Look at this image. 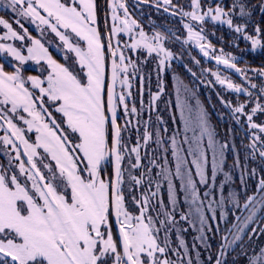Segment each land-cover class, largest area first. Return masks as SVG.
I'll use <instances>...</instances> for the list:
<instances>
[{"label": "snow or ice", "instance_id": "obj_1", "mask_svg": "<svg viewBox=\"0 0 264 264\" xmlns=\"http://www.w3.org/2000/svg\"><path fill=\"white\" fill-rule=\"evenodd\" d=\"M160 3L161 0H157L155 6L159 7ZM0 4L16 17L13 22L0 17L3 33L0 55L6 54L16 62L10 72L0 63V131L3 132L0 150L9 156L7 167L0 164V264H193L188 245L180 235L189 228L200 233L195 240L201 244L207 240V233L215 229L222 244L214 264H222L228 255L227 248L234 242L228 239L231 228L240 223L237 210L250 211L244 221L246 226L264 206V176L258 180L256 193L243 202L234 190L225 194V185L231 180V175L224 171L230 144L216 140L215 130L209 128L208 113L199 101L195 119L199 135L191 140L184 138L190 145L187 154L192 157L191 161L180 155L178 133L166 140L159 127L150 130L149 121L144 122L143 131L132 125L129 117L138 113L137 107H129L127 102L132 93L125 94L123 90L117 93L116 85L131 88L129 68L136 72L137 67L123 49L117 51L119 41L114 47L112 36L127 33L132 42L125 48L129 51L146 49L148 55L154 54L158 75L178 58L166 47L167 39L180 41L182 48L192 44L203 57L239 74L249 87L233 83L219 70H204L226 90L246 95V102L238 101L234 106L231 100H225L219 92L216 94L220 103L231 109L236 124L246 125L245 136L249 143L245 147L252 149V157L258 153L264 160V119H260L264 116V79L258 85L247 75L251 71L264 78V67H238L237 57L225 53L223 48L217 50L208 40L207 31L209 22L226 25L237 39L250 42L252 51L264 49V19L251 23L254 7L264 13V0L256 6L250 5L248 0H231L227 4L224 0H188L187 7L173 0H162V4L168 6L164 11L182 17L181 25L186 32L183 40L175 33L168 36L159 31L151 38L140 31L137 39L133 31L134 27H139L136 20L130 18L127 6L116 0H113V27L107 38L102 37L97 27L95 0H0ZM119 10L123 18L116 14ZM23 20L35 25L41 36L45 32L54 33L66 53H74L73 63L66 66L53 59L45 43L29 33ZM9 40L18 41L19 45L7 43ZM191 58L200 65L199 59ZM64 59L67 61L69 56L65 54ZM109 59L110 75L107 72ZM28 61L37 64L43 61L47 68L42 69L40 76H25L23 66ZM185 68L192 76L197 75L187 64ZM207 84L212 85L213 81ZM163 90L161 87L160 91ZM183 92L188 93L189 88L183 87ZM179 97L178 90V100ZM152 99H159V94ZM120 106L122 115L118 114ZM177 106L181 108L187 131L193 124L188 97ZM50 109L61 115L59 122ZM185 110L188 117L184 116ZM157 119L163 123L159 117ZM139 123L137 120L136 124ZM133 130L134 143L131 135L126 136ZM167 132L165 127L163 133ZM30 133H34V139ZM228 134L233 136L234 130L229 128ZM205 135L208 147L213 150L210 176L205 171L208 160L201 147ZM168 140L171 141L170 155L175 159L174 173L169 167L171 160L164 155L169 152ZM151 143L156 149H151ZM231 148L235 150L234 142ZM234 167H241L238 155ZM155 168L160 171L154 172ZM256 172L255 168L250 172L246 168L242 170V189L243 177L255 176ZM125 173L135 211L128 207ZM219 173H223L224 179L217 183ZM173 177L179 181L178 185ZM161 180L167 181V202L158 199L153 204L152 198L158 196ZM145 183L149 187L153 183L156 186L151 197L143 192L142 198L132 194ZM181 194L187 211L181 210ZM253 204L255 206L250 207ZM168 205H171L170 211ZM229 207L233 208L234 223L221 233ZM151 212L157 215L154 217ZM181 221L188 227H177ZM173 228L179 247L172 244ZM242 230L235 233V240L240 239ZM196 247L193 243L192 249ZM180 249H183L182 254ZM243 255L248 257L247 252ZM247 264H264V247L253 250Z\"/></svg>", "mask_w": 264, "mask_h": 264}, {"label": "trees", "instance_id": "obj_2", "mask_svg": "<svg viewBox=\"0 0 264 264\" xmlns=\"http://www.w3.org/2000/svg\"><path fill=\"white\" fill-rule=\"evenodd\" d=\"M151 1V0H150ZM157 2V0H153ZM188 0H173L174 3L180 5H186ZM231 0H224V3H230ZM250 5L256 6L260 3V0H248ZM149 3V2H147ZM97 7L99 12V29L102 37H105L106 29L110 31V20L107 14L103 15L104 12V0H97ZM1 11V10H0ZM108 11L107 2H106V12ZM264 19V13H261L258 8L254 7L253 10V21L251 23L259 22ZM211 31H209L208 40L215 46L217 50L223 48L225 53H231L232 55L237 57V65L241 68H261L264 67V49H257L255 51L251 50L250 42L244 41L243 39H237L236 35L228 29L226 25H219L210 23ZM251 31V27L249 29ZM212 32H215V35H211ZM106 38V37H105ZM222 38V39H221ZM238 45V46H237ZM107 51V50H106ZM192 53L194 56L201 61L200 65L194 64L196 76L191 77L188 73L185 65L187 64L190 68V64L193 63L192 59H190L189 63H186L184 58L188 55L187 52H183L179 55L180 63L175 62V67L179 71L182 79L186 82V84L191 87L192 90L195 91L197 95V100L199 101L200 106L208 113L209 119V127L210 129H214L216 132V140L220 143L229 142L230 148L225 154V164L224 171L228 172L231 175V180L225 185V194L228 190H234L236 193H239V199L243 202L247 197H251L256 193V186L258 180L261 176H264V160L259 158L258 153L256 157H252L250 154L252 149L246 148L245 145L249 143L245 136V128L246 125H238L232 119L231 109L225 108L219 101L217 97V92L220 93L221 96L224 97L225 100H231L233 105L239 102H246V95L241 93H236L231 90H226V88L221 87L219 84L215 83V78L210 75V72L204 71L206 69H215L218 68L222 76H224L225 72L228 73V77L232 80L233 83H237L242 85V87H249L248 82H246L239 74L235 73L233 70L225 69L224 67L218 66L210 61H207L204 57L199 55L192 48ZM107 55V53H106ZM6 69H12L10 65L5 62L4 63ZM107 72H108V61H107ZM203 72V74H201ZM247 75L251 78V81L257 83L258 85L261 83L262 79L257 76L255 73L249 71ZM212 80L213 84L208 85L207 81ZM203 81V82H202ZM251 90V89H250ZM255 94L258 95L256 90H252ZM128 104L131 102L130 96L128 97ZM118 114L122 115V106H120L118 110ZM142 114V113H141ZM130 119V117H129ZM260 119H264V116H261ZM123 124V119L120 121ZM162 134L171 136L173 133V128L168 127V132L163 133L162 125H159ZM231 128L234 130V135L229 136L228 129ZM175 132V131H174ZM235 143L236 148L232 150L231 143ZM243 142V143H242ZM218 147V145H217ZM170 150V149H169ZM164 155L168 156L171 160V164L169 165L171 171L174 173L175 168V159L169 155V153H165ZM239 156L241 167H234V162L236 156ZM186 158L191 161L192 157L189 155ZM9 156L5 153L0 152V160L2 165H8ZM208 163L206 165L205 171L210 176L211 175V156H207ZM144 163H147L145 160ZM110 169V166H108ZM247 169L249 172L252 168L257 170L256 175H245L243 177L244 185L243 189L241 186V173L243 169ZM193 173L195 172L194 166H192ZM160 168H155L154 172H159ZM127 177V173H125V178ZM147 179V178H146ZM198 180L199 178L196 177ZM224 179L223 173H219L217 176V183L220 180ZM173 182L175 184H179V181L173 177ZM207 190V189H202ZM156 191V186L153 183L150 187L145 183L142 188H137L136 191L132 194L136 195L138 198H142V192L149 197H151V193ZM126 197H129L128 207L130 210L135 211V205L131 203L130 194L126 189ZM219 194L217 193V198ZM158 199H164L167 202V181L161 180V189L158 193V196L152 198V203L156 204ZM260 199L257 196V201ZM181 200V210L187 211V205L183 204V195L180 196ZM253 204L250 207H254ZM168 210H171V205H168ZM233 208H228V217L227 222L225 224H221V233L224 232L226 228H229L233 225L234 219L232 216ZM151 215L154 217L157 215L156 212H151ZM209 215H211L209 213ZM237 215L240 216V223L235 227L231 228V232L228 235L229 241H234L227 248V257L222 260V264H247V260L251 258L253 254V250L259 251L261 247H264V206H261L257 211L255 216L247 222V225L244 226V221L247 216L250 215L249 210L240 211L237 210ZM160 218H163L161 216ZM179 219V215L177 214V220ZM159 226V225H157ZM215 226V225H214ZM177 227L183 229L184 227H188L187 223L181 221ZM197 227L199 225L197 224ZM242 228L243 230L239 233L240 239L235 240V233ZM180 235L184 238L186 244L188 245L190 255L193 259V264H214L216 259L217 250L220 248L222 244L220 235L215 232V229L212 233H207V240L204 241L203 244L196 241L195 238L200 235L198 231H194L189 228L188 232L181 231ZM163 236V232H161V237ZM173 247H179V241L176 238V231L173 228L170 234ZM196 243V249H192V244ZM181 254L183 253V249H180ZM244 252L248 253V257L243 255ZM211 255L212 259L209 260V256ZM175 259V257H172Z\"/></svg>", "mask_w": 264, "mask_h": 264}, {"label": "rangeland", "instance_id": "obj_3", "mask_svg": "<svg viewBox=\"0 0 264 264\" xmlns=\"http://www.w3.org/2000/svg\"><path fill=\"white\" fill-rule=\"evenodd\" d=\"M117 1V0H116ZM107 2V8L108 13L113 9V0H106ZM96 4V19H97V27L99 29V12L97 7V0H95ZM187 4L184 5L187 7ZM142 7V8H141ZM0 17H4L5 19H8L9 22H13L16 18L13 13H11L10 9H6L3 7L2 4H0ZM147 12V14H143V12ZM181 19L180 16H165L163 15V11L158 10L154 7L147 6V5H141L139 4L138 9V15L136 16V20L139 23V27H134L133 31L137 34V39L139 38L138 33L140 31H143L145 35L149 38H151L155 32L159 31L162 34H166L168 36H171L173 33L176 35L181 36V40L186 38V32L183 30L181 25ZM22 23H24V26L28 28L29 33L35 37L40 38L43 43H45V46L49 50V54L52 56L53 59L57 60L58 63H64L66 66L73 63L75 56L74 53H66V50L63 48L62 43L59 41L58 37L55 36L54 33L45 32L43 36H41L40 31L37 30L36 26L29 23L27 20H23ZM209 22L207 24V31H211V25ZM13 27L20 31V29L13 23ZM101 33V32H100ZM3 33L0 32V35ZM209 37V36H208ZM131 39L129 37V34H127V41L126 44H131ZM7 43H14L15 45H19L18 41H12L9 40ZM30 43V42H27ZM165 45L167 48L172 50L174 54L178 57L176 59H173L171 63V67H169L166 71L162 73H157V61L153 58L154 54L152 56L148 55L146 49H140L135 51H129V56L132 59L133 63L137 67V71L133 72L132 68L130 67V84H131V102L129 104V107L132 105H135L138 109L137 114H133L130 117L131 124L136 125L140 128L141 131H143L144 128V122L149 121V128L150 130H155L156 127H159V125H162L163 127H172L173 133H178L176 135L177 145L181 149L180 155L181 156H187V150L189 149V143L184 142L185 136H187L190 140L194 137V135H199V130L196 129L195 126V119L197 117V95L194 90L189 87L186 82L182 79L181 75L179 74V71L177 70V67H175V62L180 63L179 55L183 52H187L188 55L185 56L184 60L186 63H189L191 57L194 56L192 53L193 45H185L182 48L181 42L176 41L174 39H167L165 41ZM26 54V49H25ZM65 54L69 56V59L66 61L64 59ZM107 56V55H106ZM8 64L11 62L15 64L16 62L11 58L5 55H0V63ZM194 62L190 64V68L192 71L195 72ZM47 65L43 61L41 64H37L35 61H28L23 66V74L25 76L28 75H36L40 76L42 75V69H46ZM218 68L212 69V71H217ZM5 71H13V69H6ZM220 71V70H219ZM189 73V72H188ZM46 74V73H44ZM190 74V73H189ZM191 75V74H190ZM224 76L228 77V73L225 72ZM191 77H193L191 75ZM188 87L189 92L184 93L183 87ZM163 88L164 90L161 92L160 88ZM178 90L180 93V97L178 100ZM159 94V99L153 100L152 97ZM188 97V102L191 105V119L193 121L192 126L186 131L185 130V120L182 119L181 116V108L178 107L179 104H183L185 101V97ZM51 111L54 113L56 118L60 121L61 115L56 113L54 109H51ZM142 113V114H141ZM189 113L187 110L184 112V116L188 117ZM160 118V120H163V123H160L157 118ZM137 120L140 121L139 125L136 124ZM210 128V127H209ZM175 131V132H174ZM3 132L0 131V135H2ZM30 136L34 139V133H30ZM131 135L132 142L135 141V131L126 134V136ZM168 135H165V139L167 140ZM167 145L169 150V155L171 153V141H167ZM156 145L154 143H151V149H156ZM201 147L204 149L207 156L212 157V148L208 147V136L205 135L202 138ZM149 149V150H151ZM0 152L5 153L3 150H0ZM144 150H142L141 155L143 156ZM190 157V156H189ZM0 164L1 160H0ZM125 195L126 189L128 190V181L127 177L125 178Z\"/></svg>", "mask_w": 264, "mask_h": 264}, {"label": "flooded vegetation", "instance_id": "obj_4", "mask_svg": "<svg viewBox=\"0 0 264 264\" xmlns=\"http://www.w3.org/2000/svg\"><path fill=\"white\" fill-rule=\"evenodd\" d=\"M147 2H149V3H147ZM147 2H144V0H117L116 1V3H123V4H125L127 6L128 13H129V16H130L131 19H135L136 20V16L138 15L139 4L151 6V7H154L156 9H158V10H161V11H163V15L164 16L166 14L167 16L174 17V16H172L170 14V12L164 11V8L165 7H168V6L163 5L162 4V0H161V3H160V6L159 7H156L155 6L157 2H155L153 0H151V1L150 0H147ZM102 14L104 15V12ZM106 14H107V16H109V20H110V23H111L110 24V29H111L113 27V9L109 13L107 11ZM116 14L120 15L121 18H123V12H122V10H119ZM143 14H147V12L144 11ZM136 22H137V20H136ZM137 25H139L138 22H137ZM117 41H119V48L117 49V51H119L120 49H123L124 50V54L126 56L130 57L127 48H125L126 41H127V33H122V34H120L118 36H115V35L112 36V43H113V46L114 47L116 46ZM106 53H107V51H106ZM107 55H108V53H107ZM12 64L13 63H11V62L9 63L10 67L13 69ZM129 71H130V69H129ZM129 73H131V72H129ZM122 90H123V92L125 94H127L129 91L131 92L130 88H123L122 89L121 88V85L118 83L117 93H120ZM118 110H119V108H118Z\"/></svg>", "mask_w": 264, "mask_h": 264}, {"label": "water", "instance_id": "obj_5", "mask_svg": "<svg viewBox=\"0 0 264 264\" xmlns=\"http://www.w3.org/2000/svg\"><path fill=\"white\" fill-rule=\"evenodd\" d=\"M106 3V0H104V4ZM110 34H109V32H107L106 31V33H105V37L107 38L108 36H109ZM194 49L201 55V56H203L200 52H199V50L197 49V48H195L194 47ZM108 53V52H107ZM108 55H109V53H108ZM205 58V57H204ZM207 61H210V62H212V63H214L215 64V61L214 60H212V59H210V58H205ZM14 64H12V66H13ZM218 66H221V67H223L222 65H218ZM238 66V65H237ZM239 67V66H238ZM110 71H111V60L109 59L108 60V75H110ZM117 87H118V83H117V85H116V92H117ZM51 110V109H50ZM52 115H53V117L57 120V122H59L58 121V119L55 117V115L53 114V112H52Z\"/></svg>", "mask_w": 264, "mask_h": 264}]
</instances>
